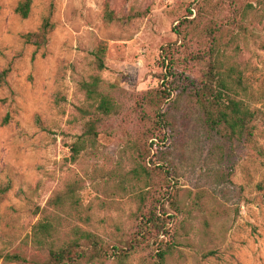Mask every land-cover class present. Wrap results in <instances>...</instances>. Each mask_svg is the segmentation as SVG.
<instances>
[{"label": "rangeland", "instance_id": "rangeland-1", "mask_svg": "<svg viewBox=\"0 0 264 264\" xmlns=\"http://www.w3.org/2000/svg\"><path fill=\"white\" fill-rule=\"evenodd\" d=\"M17 1L0 0V69L10 68L0 87V182L11 184L0 255L26 261L0 264L45 261L30 240L38 220L54 224L55 245L74 226L98 234L115 254L94 264H154L162 250L164 264H264V0H32L26 18ZM106 8L122 19L107 23ZM45 17L46 44L25 43ZM218 49L223 68L242 71L257 109L241 143L208 134L187 96L206 82ZM93 77L118 112L71 162L68 145L94 109L83 88ZM159 104L173 130L154 115ZM163 197L168 223L155 236L136 210Z\"/></svg>", "mask_w": 264, "mask_h": 264}, {"label": "trees", "instance_id": "trees-1", "mask_svg": "<svg viewBox=\"0 0 264 264\" xmlns=\"http://www.w3.org/2000/svg\"><path fill=\"white\" fill-rule=\"evenodd\" d=\"M32 0H18L14 11L21 17L26 18L31 9ZM122 17L114 15L113 12L106 8L104 20L109 23L114 20H121ZM53 29V24L45 17L35 31L22 34L25 43L40 47L46 44L48 35ZM95 63L97 69L104 67L105 45L100 43L95 50ZM166 58V57H164ZM219 60V49L216 50L213 59L210 61L207 71L206 82L200 88L189 87L187 96L198 106L202 120L206 126L208 134H215L216 137L224 138L229 142H244L250 139L252 134V122L256 118L255 107L250 104L249 87L244 80L242 71H238L234 66L227 68L222 67ZM10 72L9 67L0 69V87L7 83V76ZM99 78L93 77L89 83H84L87 98L94 103V109L88 120L84 123V129L75 140L69 145V160L74 162L81 154H86L93 150L97 141L96 127L103 119L116 114L117 105L113 98L103 94L98 90ZM169 96L166 93L161 102H164ZM160 104L154 109V115L167 129H172V124L166 117V111L160 110ZM137 144H135V147ZM134 172L136 169H133ZM9 181L0 182V203L5 199L7 192L10 190ZM68 192V191H67ZM73 191L68 192L67 199L73 206L78 205V200L72 197ZM163 197L152 204V207H137L136 214L142 221V227H145L155 236L164 233L167 226L166 219L169 218L167 207L162 203L166 200ZM169 201V200H168ZM55 203L62 206V201L56 197ZM173 204L174 201H171ZM140 226L143 235L146 231ZM57 229L49 221L38 220L31 227L30 240L32 245L37 249L46 250L47 256L44 262L40 264H88L101 263L106 261L110 255H114L113 247L102 242L99 235L78 226L71 230V237L55 245L53 236ZM119 252V251H117ZM167 250L158 251L154 254V264H164ZM123 255L122 253L119 254ZM8 262H25L26 258L20 253H5L0 255Z\"/></svg>", "mask_w": 264, "mask_h": 264}]
</instances>
